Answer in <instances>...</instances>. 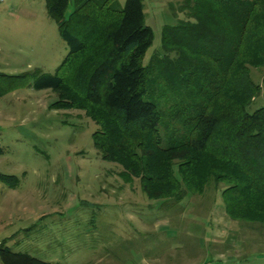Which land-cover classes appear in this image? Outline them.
I'll list each match as a JSON object with an SVG mask.
<instances>
[{"label":"trees","instance_id":"obj_1","mask_svg":"<svg viewBox=\"0 0 264 264\" xmlns=\"http://www.w3.org/2000/svg\"><path fill=\"white\" fill-rule=\"evenodd\" d=\"M74 1L66 19L70 0H47L70 48L47 78L55 107L84 111L98 126L101 159L122 167L126 181L139 179L147 199L181 202L223 185L230 219L264 225V104L254 106L264 84L252 73L264 69V0L188 4L197 23L163 30L177 60L149 66L154 35L143 0H126L121 11L109 0ZM0 182L15 190L19 180L0 174ZM5 243L0 264H55Z\"/></svg>","mask_w":264,"mask_h":264},{"label":"rangeland","instance_id":"obj_2","mask_svg":"<svg viewBox=\"0 0 264 264\" xmlns=\"http://www.w3.org/2000/svg\"><path fill=\"white\" fill-rule=\"evenodd\" d=\"M196 2L143 0L154 35L144 66L176 59L163 30L195 25L187 7ZM74 10L70 0L65 18ZM69 52L47 0H0V174L19 180L15 190L0 182V245L55 264H264V225L230 219L223 185L151 201L139 179L101 159L98 126L57 109L48 86ZM252 73L263 86L264 69ZM263 104L264 89L254 106Z\"/></svg>","mask_w":264,"mask_h":264}]
</instances>
